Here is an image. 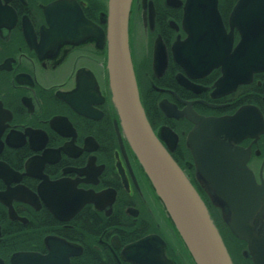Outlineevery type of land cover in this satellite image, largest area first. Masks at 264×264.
<instances>
[{
  "label": "flooded vegetation",
  "instance_id": "obj_1",
  "mask_svg": "<svg viewBox=\"0 0 264 264\" xmlns=\"http://www.w3.org/2000/svg\"><path fill=\"white\" fill-rule=\"evenodd\" d=\"M69 1L94 35L64 38L55 7ZM186 2L134 0L130 51L152 130L223 237L221 211L187 143L195 128L188 116L238 115L232 144L248 151L246 165L264 184V71L235 80L226 65L203 75L179 64L174 49L187 38ZM238 2L218 0L231 54L241 42L231 23ZM106 15L107 0H0V264H194L116 133Z\"/></svg>",
  "mask_w": 264,
  "mask_h": 264
},
{
  "label": "water",
  "instance_id": "obj_2",
  "mask_svg": "<svg viewBox=\"0 0 264 264\" xmlns=\"http://www.w3.org/2000/svg\"><path fill=\"white\" fill-rule=\"evenodd\" d=\"M133 1L107 0V84L117 116L116 133L120 141L122 134L126 139L193 263L234 264L204 201L147 119L130 51ZM55 8L65 39L71 31L94 35V30L88 29L94 25L74 1ZM67 9L75 11L64 13ZM231 23L241 34L233 54L232 38L225 36L218 0H187L183 18L187 38L175 45L177 62L191 73L203 75L215 66L226 65L227 77L235 80L264 71V0H239ZM223 39L229 45H224ZM223 57L228 60L219 61ZM237 116L215 119L192 113L188 118L195 128L187 143L198 175L224 223L247 245L244 258L252 264H264V184L257 183L246 165L248 151L232 144L241 128Z\"/></svg>",
  "mask_w": 264,
  "mask_h": 264
},
{
  "label": "rangeland",
  "instance_id": "obj_3",
  "mask_svg": "<svg viewBox=\"0 0 264 264\" xmlns=\"http://www.w3.org/2000/svg\"><path fill=\"white\" fill-rule=\"evenodd\" d=\"M220 225H222L221 226V229H222V233H223V238H224V241L226 240L225 241L226 245L228 244L227 247H228L229 251H232L233 250L230 253L231 254L233 253L232 254V258H233L234 263L235 264H247L248 261L246 259H244L243 256H242V253H243V251L245 249V246L240 247V251L241 252L238 251V253H237L236 250L234 249V247H232V245H229V241L232 240V238H231L230 233L228 232L226 226L224 225V223H222Z\"/></svg>",
  "mask_w": 264,
  "mask_h": 264
},
{
  "label": "trees",
  "instance_id": "obj_4",
  "mask_svg": "<svg viewBox=\"0 0 264 264\" xmlns=\"http://www.w3.org/2000/svg\"><path fill=\"white\" fill-rule=\"evenodd\" d=\"M232 240L229 241V245H232V247H234V249L236 250V252L238 253V251H240V247L245 246V244L242 241H239L238 239H236L232 234H230ZM226 241V240H225ZM228 245V244H227ZM239 245V246H238ZM233 251V250H232ZM230 251V252H232ZM241 252V251H240ZM233 254V253H232ZM231 254V255H232ZM249 264H252L248 261ZM247 263V264H248Z\"/></svg>",
  "mask_w": 264,
  "mask_h": 264
}]
</instances>
